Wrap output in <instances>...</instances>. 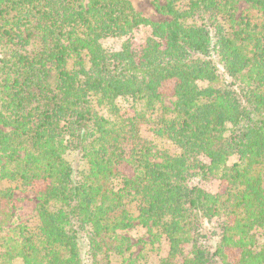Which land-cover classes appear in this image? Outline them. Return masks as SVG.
I'll use <instances>...</instances> for the list:
<instances>
[{
	"label": "trees",
	"instance_id": "obj_1",
	"mask_svg": "<svg viewBox=\"0 0 264 264\" xmlns=\"http://www.w3.org/2000/svg\"><path fill=\"white\" fill-rule=\"evenodd\" d=\"M151 6L0 0V264H264V0Z\"/></svg>",
	"mask_w": 264,
	"mask_h": 264
},
{
	"label": "rangeland",
	"instance_id": "obj_2",
	"mask_svg": "<svg viewBox=\"0 0 264 264\" xmlns=\"http://www.w3.org/2000/svg\"><path fill=\"white\" fill-rule=\"evenodd\" d=\"M133 4L135 10L140 13L143 17L151 21H161L163 17L155 13L151 6V0H130ZM241 11L244 6L241 4L238 6ZM150 33L149 28H140L134 32L131 36L135 42H140L146 38ZM120 42L117 40H106L104 46L108 49H118ZM170 93L165 94L164 103L169 105L172 99H170ZM219 183L216 181L203 182L201 183V188L209 193H216L218 191ZM13 189L12 207H13V217L10 226H15L17 224H25L28 226H34L37 224V217L35 213V205L37 203V194L34 189H21L11 186ZM264 189V182H263ZM218 233V227L215 221L209 226ZM125 235L129 238L131 244L133 245L134 255H137L141 249V241L146 239L145 230L134 225L130 230L126 231ZM216 240V236L211 237L208 244L212 246ZM167 252V244L162 243L161 245V256H165Z\"/></svg>",
	"mask_w": 264,
	"mask_h": 264
}]
</instances>
